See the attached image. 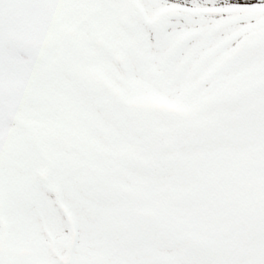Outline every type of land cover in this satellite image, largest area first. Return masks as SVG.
<instances>
[{"label":"flooded vegetation","instance_id":"af4514ba","mask_svg":"<svg viewBox=\"0 0 264 264\" xmlns=\"http://www.w3.org/2000/svg\"><path fill=\"white\" fill-rule=\"evenodd\" d=\"M150 1L117 0L105 27L71 42L46 0H0L1 191L36 204L58 185L73 203L108 164L127 183L207 190L264 151V0ZM124 245L126 264H159Z\"/></svg>","mask_w":264,"mask_h":264},{"label":"rangeland","instance_id":"374dc122","mask_svg":"<svg viewBox=\"0 0 264 264\" xmlns=\"http://www.w3.org/2000/svg\"><path fill=\"white\" fill-rule=\"evenodd\" d=\"M135 1L141 4L134 6L135 10L148 8L144 0ZM215 2L219 3V0H196L194 3L209 5ZM148 6L155 8L160 3L157 0L150 1ZM81 14L83 16L82 12ZM104 24L105 21L103 25L100 22L101 28L106 26ZM73 31L76 29L72 26L67 32L71 42L74 40ZM261 121L264 126V120ZM241 128L243 127L237 123L236 129ZM263 129L264 127L261 128ZM261 130L258 135L263 141L258 142H264V132ZM258 135L252 137L256 138ZM112 153L110 151L107 156L113 157ZM253 153V163L243 159L244 167L236 169V172L243 173V195H254L255 203L260 209L251 207L252 205L247 207L243 204L244 199L237 204L235 200H231L228 193L234 186L230 178L226 187L229 188L228 192L217 182L213 185L212 199L208 198L205 202L206 207L202 204L193 206L196 214L200 213V216H192L194 220L202 222L198 225L187 221L195 213L191 209L192 198L197 196L194 188H185L181 181L182 186L178 189L168 184L150 190L148 178H132L127 183L121 178L122 170H118L113 164L102 167L96 177H91L89 187L99 198L97 204L89 202L83 196H79L73 203L68 202L67 195L63 193L65 187L58 185L45 189L37 204L25 202L17 190H0V264H99V261L100 264H126L129 262L127 255H131L124 245L125 238L134 244L133 251L142 252L147 248L152 249L150 239L165 230L176 237L177 244L172 249L160 253L156 251L155 258H160L159 264H180L182 250L189 242L198 239H207L214 245L218 253V262L215 264H264V171L255 172L264 163V151L258 149ZM225 156L229 157L224 154L220 159L227 163L229 159ZM261 157L262 162L258 160ZM204 183L208 184L206 189L212 188L210 182ZM76 187L71 186L77 190ZM165 191L171 194L164 196ZM240 204L246 209L242 210V223L237 212ZM81 207L82 212H79ZM92 209L99 218L95 224L89 221ZM181 218L186 221L182 222ZM230 220L231 223L238 221L241 228L248 231L239 234L236 230L230 235L229 241H225L220 236L229 231L227 227ZM180 222L189 227L187 232L180 231ZM190 227L196 231L198 229L206 237H195L197 233L194 235ZM117 235L122 238L115 240ZM248 241L250 244H247ZM245 257L247 261H244Z\"/></svg>","mask_w":264,"mask_h":264},{"label":"water","instance_id":"95a60500","mask_svg":"<svg viewBox=\"0 0 264 264\" xmlns=\"http://www.w3.org/2000/svg\"><path fill=\"white\" fill-rule=\"evenodd\" d=\"M105 117L108 118V115H105ZM184 252L181 260L185 264H208L214 258L210 246L200 241L188 245Z\"/></svg>","mask_w":264,"mask_h":264}]
</instances>
